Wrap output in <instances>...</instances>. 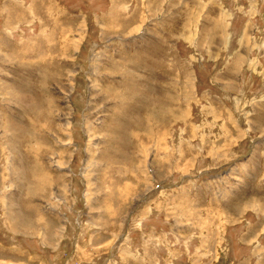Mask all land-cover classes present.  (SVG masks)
Returning <instances> with one entry per match:
<instances>
[{
  "label": "rangeland",
  "instance_id": "1",
  "mask_svg": "<svg viewBox=\"0 0 264 264\" xmlns=\"http://www.w3.org/2000/svg\"><path fill=\"white\" fill-rule=\"evenodd\" d=\"M0 264H264V0H0Z\"/></svg>",
  "mask_w": 264,
  "mask_h": 264
},
{
  "label": "trees",
  "instance_id": "2",
  "mask_svg": "<svg viewBox=\"0 0 264 264\" xmlns=\"http://www.w3.org/2000/svg\"><path fill=\"white\" fill-rule=\"evenodd\" d=\"M197 74H198V77H199L198 79H200V81H201V80H202V78H201V76H202L201 71L199 70ZM246 78H247V76L244 75V73H242V74H241V77H240L241 82H243V80H245Z\"/></svg>",
  "mask_w": 264,
  "mask_h": 264
},
{
  "label": "bare ground",
  "instance_id": "3",
  "mask_svg": "<svg viewBox=\"0 0 264 264\" xmlns=\"http://www.w3.org/2000/svg\"><path fill=\"white\" fill-rule=\"evenodd\" d=\"M153 113H155V112H153ZM161 113H163V112H161Z\"/></svg>",
  "mask_w": 264,
  "mask_h": 264
}]
</instances>
